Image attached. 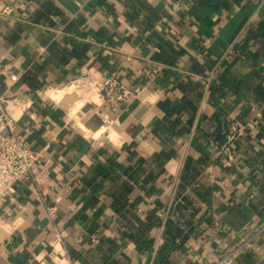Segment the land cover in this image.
I'll use <instances>...</instances> for the list:
<instances>
[{"label":"crops","instance_id":"1","mask_svg":"<svg viewBox=\"0 0 264 264\" xmlns=\"http://www.w3.org/2000/svg\"><path fill=\"white\" fill-rule=\"evenodd\" d=\"M85 74L143 91L111 112ZM1 94L58 209L20 179L0 264H264V0H0Z\"/></svg>","mask_w":264,"mask_h":264},{"label":"built area","instance_id":"2","mask_svg":"<svg viewBox=\"0 0 264 264\" xmlns=\"http://www.w3.org/2000/svg\"><path fill=\"white\" fill-rule=\"evenodd\" d=\"M152 72L156 74L158 69H153ZM16 80L17 77L14 74L10 75V82L14 83ZM72 84H76L77 88L84 91L95 93L97 101L89 100L88 102H93L98 108L106 106L111 112H116L123 103L138 97L143 91L141 85L125 84L116 74H112L104 80L94 79L89 74H85ZM30 105L31 102L21 104L18 97L9 98L4 94L0 95V204L10 198L16 183L20 179L26 178L34 184L38 198L46 204L47 214L50 220L54 221L58 208L56 205L47 204V197L43 190L46 179L42 177L46 171L44 169L38 171L37 153L29 148L25 139L17 133L18 117L13 112V108L18 106L21 111H24ZM95 113L98 116L102 115L99 109ZM225 125L224 141L219 145V149L227 164H231L234 161L233 147L236 141L245 134L246 126L240 125L231 117L226 119ZM246 243L243 242L216 258L212 264H231Z\"/></svg>","mask_w":264,"mask_h":264},{"label":"bare ground","instance_id":"3","mask_svg":"<svg viewBox=\"0 0 264 264\" xmlns=\"http://www.w3.org/2000/svg\"><path fill=\"white\" fill-rule=\"evenodd\" d=\"M70 90V89H69ZM71 92H72V90H71ZM66 93H67V91H66ZM69 93V92H68ZM75 93H78V92H75ZM69 94H71V93H69ZM63 95H64V92H55V93H53V98L56 100V101H58L59 103H63ZM74 96H75V94H74ZM79 96V95H78ZM84 97V96H83ZM85 97H87V96H85ZM84 97V98H85ZM89 97V96H88ZM93 97V100H95V101H97V97H96V94L94 93V95L92 96ZM82 100V99H81ZM79 106V105H78ZM114 116H112V118H113ZM87 127V126H86ZM108 126H102L100 129H99V131H97V132H95V136H98L100 133H101V131H104L106 128H107ZM80 129V128H79ZM108 129V128H107ZM85 130V129H84ZM81 131V130H80ZM84 132H87V133H89V131L88 130H86V131H84ZM86 134V133H85ZM91 134H93V132H91ZM87 135V134H86ZM88 136V135H87ZM90 137V136H89Z\"/></svg>","mask_w":264,"mask_h":264},{"label":"water","instance_id":"4","mask_svg":"<svg viewBox=\"0 0 264 264\" xmlns=\"http://www.w3.org/2000/svg\"><path fill=\"white\" fill-rule=\"evenodd\" d=\"M67 99H69V98H67ZM75 99H76L75 96L71 97V100H75ZM71 100H66L65 102L61 103V105L64 106V108H66L67 105L69 104V102H71Z\"/></svg>","mask_w":264,"mask_h":264},{"label":"rangeland","instance_id":"5","mask_svg":"<svg viewBox=\"0 0 264 264\" xmlns=\"http://www.w3.org/2000/svg\"><path fill=\"white\" fill-rule=\"evenodd\" d=\"M76 87H77V85L75 84V86L73 87V89H77ZM78 89H80V88H78Z\"/></svg>","mask_w":264,"mask_h":264}]
</instances>
